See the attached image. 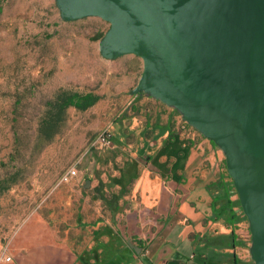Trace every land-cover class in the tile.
Here are the masks:
<instances>
[{"label":"rangeland","instance_id":"obj_1","mask_svg":"<svg viewBox=\"0 0 264 264\" xmlns=\"http://www.w3.org/2000/svg\"><path fill=\"white\" fill-rule=\"evenodd\" d=\"M110 26L97 15L65 19L57 0H0V231L43 216L89 256L112 218L109 199L119 187L111 179L131 157L118 140L133 142L149 99L159 113H172L203 134L175 105L135 92L144 71L140 55H103L101 40ZM89 91L100 98L87 109L55 106L65 93ZM131 120L127 132L121 124ZM102 131L111 134L113 146L96 144ZM70 168L78 174L64 181ZM236 193L239 228L250 264H256L250 219Z\"/></svg>","mask_w":264,"mask_h":264},{"label":"water","instance_id":"obj_2","mask_svg":"<svg viewBox=\"0 0 264 264\" xmlns=\"http://www.w3.org/2000/svg\"><path fill=\"white\" fill-rule=\"evenodd\" d=\"M57 3L65 19L110 21L103 55L144 59L135 92L175 105L224 151L250 219L252 256L264 264V0Z\"/></svg>","mask_w":264,"mask_h":264},{"label":"crops","instance_id":"obj_3","mask_svg":"<svg viewBox=\"0 0 264 264\" xmlns=\"http://www.w3.org/2000/svg\"><path fill=\"white\" fill-rule=\"evenodd\" d=\"M149 101L133 142L117 136L138 167L100 246L88 256L37 215L0 231V264H250L222 150ZM133 122L121 126L130 132Z\"/></svg>","mask_w":264,"mask_h":264},{"label":"trees","instance_id":"obj_4","mask_svg":"<svg viewBox=\"0 0 264 264\" xmlns=\"http://www.w3.org/2000/svg\"><path fill=\"white\" fill-rule=\"evenodd\" d=\"M100 98V95L96 94L93 91H89L86 93H65L56 103L55 106L62 111H64L68 106H76L81 109H87L91 106H93ZM125 168L128 167V170L125 171ZM138 163L132 159L130 161H127L125 166L121 169V175L114 176L111 179V186L120 184L121 189L119 192H113L112 196L109 199L110 207L112 209V212H116L120 205L119 200L122 198L124 194L127 192V186L133 181V178L135 177L136 173L134 172L135 169H137ZM238 203H240L238 201Z\"/></svg>","mask_w":264,"mask_h":264},{"label":"built area","instance_id":"obj_5","mask_svg":"<svg viewBox=\"0 0 264 264\" xmlns=\"http://www.w3.org/2000/svg\"><path fill=\"white\" fill-rule=\"evenodd\" d=\"M95 142L97 145H100L103 147H110V146H113V144H114V140H113L111 134L107 131H102L101 133H99ZM77 174H78V170L76 168H70L63 175V180L64 181H70ZM146 251H148V249H146ZM8 259H11V257H8Z\"/></svg>","mask_w":264,"mask_h":264}]
</instances>
